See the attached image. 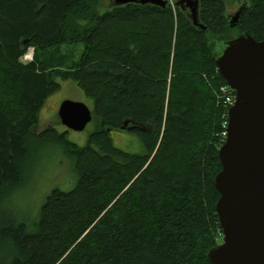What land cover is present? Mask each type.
<instances>
[{
	"label": "trees",
	"instance_id": "obj_1",
	"mask_svg": "<svg viewBox=\"0 0 264 264\" xmlns=\"http://www.w3.org/2000/svg\"><path fill=\"white\" fill-rule=\"evenodd\" d=\"M232 1L199 0L200 30L169 4L0 0V264H210L227 122L214 53L245 33L264 41V0H245L230 28ZM63 81L93 103L84 146L38 130ZM112 131L143 153L115 147ZM45 143L63 149L75 183L51 189L29 225L13 196Z\"/></svg>",
	"mask_w": 264,
	"mask_h": 264
},
{
	"label": "water",
	"instance_id": "obj_2",
	"mask_svg": "<svg viewBox=\"0 0 264 264\" xmlns=\"http://www.w3.org/2000/svg\"><path fill=\"white\" fill-rule=\"evenodd\" d=\"M127 3L166 5L164 0H114L115 5ZM240 9L229 16L230 28L237 25ZM190 19L194 27L205 29L195 8ZM218 47L215 64L235 102L228 109L226 138L218 151L221 169L213 179L222 244L210 249L207 258L210 264H264V41L245 33ZM57 116L75 132L92 119L84 103L71 100L60 103Z\"/></svg>",
	"mask_w": 264,
	"mask_h": 264
},
{
	"label": "rangeland",
	"instance_id": "obj_3",
	"mask_svg": "<svg viewBox=\"0 0 264 264\" xmlns=\"http://www.w3.org/2000/svg\"><path fill=\"white\" fill-rule=\"evenodd\" d=\"M176 3L185 0H174ZM245 0H233L226 9L225 15L229 18L230 15L242 6ZM192 4L196 0H191ZM175 3V4H176ZM182 3V4H183ZM170 6L173 10V0H170ZM111 6V0H99V12H105ZM190 6V4H189ZM176 7V5H175ZM32 50L21 58L22 62L29 61ZM63 100H71L84 103L90 110L93 108L92 101L85 96L78 87L70 82L63 81L60 83V88L51 94L44 102L38 115L39 127L38 130L52 126L58 132H67L66 138L77 144L84 146L87 143L89 135L95 130L96 122L93 116L90 123L81 132L67 130L57 116V110ZM113 145L130 154H142L143 144L136 136L128 133L112 131L109 133ZM37 151L35 163L32 166V172L25 186L17 192L13 199H16V207L18 214L26 219L30 225L34 223L41 204L44 202L45 196L49 194L51 189L59 188L63 191H69L74 183V172L71 169V162L64 155L63 149L56 144L45 143L43 147H35ZM72 176L74 177L72 183ZM37 197V198H36ZM38 199V200H37ZM222 241V240H221Z\"/></svg>",
	"mask_w": 264,
	"mask_h": 264
},
{
	"label": "built area",
	"instance_id": "obj_4",
	"mask_svg": "<svg viewBox=\"0 0 264 264\" xmlns=\"http://www.w3.org/2000/svg\"><path fill=\"white\" fill-rule=\"evenodd\" d=\"M167 2L170 4V0H167ZM173 8H174V4H173ZM31 58L29 57V60ZM220 93L222 95V101L223 104L226 106L227 109H229L235 102V96L234 94H232V92L229 90V88L225 85L223 87L220 88ZM227 122H225L222 126L223 131L221 133V136L223 137V140L226 138V132H225V128H226Z\"/></svg>",
	"mask_w": 264,
	"mask_h": 264
},
{
	"label": "flooded vegetation",
	"instance_id": "obj_5",
	"mask_svg": "<svg viewBox=\"0 0 264 264\" xmlns=\"http://www.w3.org/2000/svg\"><path fill=\"white\" fill-rule=\"evenodd\" d=\"M196 1H197L196 4H192V3H191V0H187V1H185L183 4H179V5H177V3H176V5L179 7V9L184 10V11L187 13V17H188V20H189L190 22H191V19H190V12H191V10H192L193 8L196 9V15H197V19H198L199 0H196ZM189 4H190V6H189ZM198 20H199V19H198ZM191 24H192V22H191Z\"/></svg>",
	"mask_w": 264,
	"mask_h": 264
}]
</instances>
